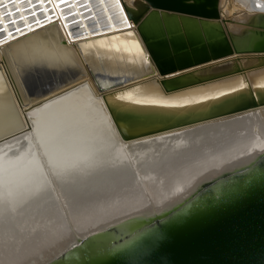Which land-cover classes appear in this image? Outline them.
<instances>
[{"label":"bare ground","instance_id":"bare-ground-1","mask_svg":"<svg viewBox=\"0 0 264 264\" xmlns=\"http://www.w3.org/2000/svg\"><path fill=\"white\" fill-rule=\"evenodd\" d=\"M56 1L67 24L75 13L83 26L71 39L52 0H0V48L28 37L26 61L59 54L81 60L77 41L115 34L126 24L122 1L135 12L144 6V0ZM148 3L154 6L130 32L106 37L94 50L118 45L137 59L132 31L167 46L215 49L224 34L264 13V0ZM170 8L219 16L181 17ZM6 57L12 62L9 51ZM71 69L76 73L75 61ZM253 72L170 96L154 79L107 96V106L126 132L185 122L248 103L250 96L263 99L264 72ZM11 95L0 72V135L28 126L0 140V264H102L159 225L202 216L264 187V106L122 141L90 79L32 104L25 124Z\"/></svg>","mask_w":264,"mask_h":264},{"label":"water","instance_id":"water-1","mask_svg":"<svg viewBox=\"0 0 264 264\" xmlns=\"http://www.w3.org/2000/svg\"><path fill=\"white\" fill-rule=\"evenodd\" d=\"M52 2L55 14L59 15L60 25L71 39L70 32L83 27L77 25L79 17L74 13L75 17L67 24L61 14L59 1ZM143 2L144 6L135 12L122 1L126 24L116 30L115 34L106 37L118 38L121 34L130 32V28L136 26L154 6L149 4L148 0ZM169 11H174L181 17L185 14L197 18L219 16V12L212 16L205 10L195 13L184 8H170ZM67 26H72L68 27L70 31ZM132 32L136 47L138 46L135 50L138 52L137 59L127 53L123 54L124 51L121 52L118 45L94 50L92 44L105 41V36L77 41L75 45L82 61L77 56L75 59L71 54L42 56V60L26 61L29 56H26L22 47L28 37L12 41L5 48L1 47L0 72L7 78L9 91L16 103L15 108L22 116L24 124V112L32 104L83 79L92 81L95 91L101 96L114 121V116L108 110L107 96L121 94L126 89L154 79L159 84L161 94L170 96L216 81L231 79L238 74L246 78L247 72H264V13L251 16L246 21L244 30L224 34V45L215 49L209 48V45L198 48L189 42L184 44L185 47L167 46L154 38L147 39L140 32L139 35L135 31ZM92 33L98 35L101 32ZM59 44L69 48L63 40H60ZM7 51L13 56L12 62L6 57ZM74 61L77 66L76 73L71 69V63ZM169 74L172 76L167 78ZM247 82L249 83V80ZM252 89L253 87L250 91ZM263 106L264 98L255 101L250 96L248 103L232 109L140 132H126L116 121L114 123L118 126V136L122 141H133ZM23 127L0 135V140L28 128L27 124ZM157 233H160L159 237ZM102 264H264V187L253 189L234 202L202 216L171 225H159L154 231L118 251Z\"/></svg>","mask_w":264,"mask_h":264},{"label":"snow or ice","instance_id":"snow-or-ice-1","mask_svg":"<svg viewBox=\"0 0 264 264\" xmlns=\"http://www.w3.org/2000/svg\"><path fill=\"white\" fill-rule=\"evenodd\" d=\"M37 23H39V21H37ZM17 31H20V28L19 27H17V29H16ZM8 35L9 36H11L12 35V31H11V29H9L8 30ZM159 235H160V233H157V237H159Z\"/></svg>","mask_w":264,"mask_h":264},{"label":"built area","instance_id":"built-area-1","mask_svg":"<svg viewBox=\"0 0 264 264\" xmlns=\"http://www.w3.org/2000/svg\"><path fill=\"white\" fill-rule=\"evenodd\" d=\"M2 40H6L5 38H3Z\"/></svg>","mask_w":264,"mask_h":264},{"label":"rangeland","instance_id":"rangeland-1","mask_svg":"<svg viewBox=\"0 0 264 264\" xmlns=\"http://www.w3.org/2000/svg\"><path fill=\"white\" fill-rule=\"evenodd\" d=\"M244 30V29H243Z\"/></svg>","mask_w":264,"mask_h":264}]
</instances>
